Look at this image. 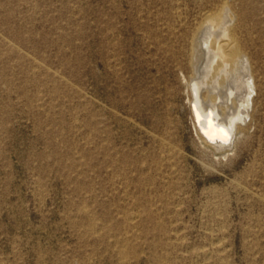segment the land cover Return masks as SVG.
<instances>
[{"label":"rangeland","instance_id":"rangeland-1","mask_svg":"<svg viewBox=\"0 0 264 264\" xmlns=\"http://www.w3.org/2000/svg\"><path fill=\"white\" fill-rule=\"evenodd\" d=\"M175 1L0 0V264H264V0H229L258 55L226 153L170 56L205 1Z\"/></svg>","mask_w":264,"mask_h":264},{"label":"bare ground","instance_id":"bare-ground-1","mask_svg":"<svg viewBox=\"0 0 264 264\" xmlns=\"http://www.w3.org/2000/svg\"><path fill=\"white\" fill-rule=\"evenodd\" d=\"M204 1L205 7L194 23L184 25L180 31L178 38L182 41L181 47L170 56L175 60L178 67L176 69L180 72L178 81L187 99L188 112L196 135L204 146L211 148V151L215 149L218 153H226L232 150L234 145L242 142V135H238L242 132L246 135L249 131L254 113L253 92L256 87L252 59L257 57L258 52L256 48H251L253 43L243 35V31L247 29V20L253 12L246 8L234 10L229 0ZM108 8L107 27L113 32L112 17H118L122 13L117 6L115 8L109 5ZM118 28L122 30L119 26ZM163 79L164 75L158 76L160 82ZM154 83L152 90H158L159 83L157 81ZM166 89L169 97L166 101L168 108L172 110L175 104L171 100L177 91L173 87L169 88V84L166 85ZM138 99L145 106L152 105L144 95H138ZM160 117L166 119L167 115Z\"/></svg>","mask_w":264,"mask_h":264}]
</instances>
